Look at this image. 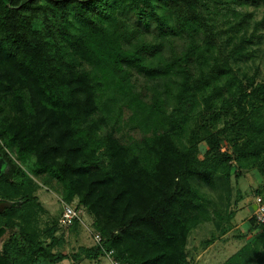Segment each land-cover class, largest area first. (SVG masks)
I'll list each match as a JSON object with an SVG mask.
<instances>
[{"label": "trees", "instance_id": "16d2710c", "mask_svg": "<svg viewBox=\"0 0 264 264\" xmlns=\"http://www.w3.org/2000/svg\"><path fill=\"white\" fill-rule=\"evenodd\" d=\"M40 1L43 3L36 4ZM250 2L264 4V0ZM113 4L121 13L136 16L141 22L151 18L162 33L172 29L156 12V4L179 8L182 24L197 23L198 0H114ZM69 8L82 26L77 44L83 45L98 60L113 68L133 67L142 76L157 82L169 74L165 67L148 65L147 46L138 45L124 51L100 28L104 13L102 0H0V93L7 91L2 83L24 87L32 121L28 131L9 122L0 107L3 141L0 151L8 163V170L0 175V190H5L0 198L11 203L0 213V220L5 218L2 224L0 221V238L6 226L13 229L1 244L0 264H58L65 259L75 264L84 259L97 260L110 251L120 264H188L187 255L178 244L179 238L187 237L185 215L194 196L186 180L195 179L210 188L226 182L227 162L232 157L220 152L219 135L259 133L255 142L233 144L232 155L237 161L264 155V124L248 121L251 117L246 109L249 105L254 112L255 105L264 106V83L243 91L234 87L227 72L216 64L209 74L194 80L191 56L186 54L174 60L170 67L177 80L168 115L170 136L176 134V115L196 93L218 78L226 81L217 95L234 88L227 102L236 112L233 121L205 138L207 151L201 160L197 158L195 143L188 149L173 145L180 164L172 178L155 173L146 175L145 181L132 172L112 132L96 139L98 122L94 120L97 103L93 82L74 69L63 68L42 35L19 18L22 12L61 14ZM157 85L161 86L159 82ZM210 98L212 95L204 100L206 109L210 107ZM15 99L21 107L20 96L16 95ZM5 149H15L19 161L24 154L33 152L35 161L26 171L6 155ZM29 175L50 176L63 186V198L67 202L77 197L76 204L96 216L95 226L101 238L98 246H80L70 254L55 253L52 249L59 243L54 236L55 228L50 229V241L45 244L36 240L31 229H23L14 221L20 218L23 222L20 224H25L24 216L29 218L35 207V197L26 191ZM254 228L258 231L251 245L244 247L240 255L244 264H264V225Z\"/></svg>", "mask_w": 264, "mask_h": 264}, {"label": "rangeland", "instance_id": "374dc122", "mask_svg": "<svg viewBox=\"0 0 264 264\" xmlns=\"http://www.w3.org/2000/svg\"><path fill=\"white\" fill-rule=\"evenodd\" d=\"M113 2L102 0L104 13L100 28L124 51L138 45L147 46L148 65H159L169 72L166 78L158 81L161 86L133 67L121 65L113 68L85 51L83 45L77 44L82 26L71 8L61 14L37 11L33 15L27 11L20 13L19 18L32 31L42 35L49 51L63 68L74 69L93 82L97 103L94 120L98 122L96 139L112 132L123 148L132 172L145 181L146 175L155 173L172 178L180 164L172 146L188 149L195 143L197 158L201 160L207 151L205 138L233 121L236 108L227 102L233 87L217 95L226 81L218 78L211 81L208 88L204 86L196 93L195 98L176 115V134L170 136L168 115L177 80L170 64L187 54L192 59L190 68L194 80L209 74L216 64L227 72L233 86L243 91L264 83V4H253L250 0H198L195 10L197 23L193 26L182 24L179 8L156 4V12L172 29L162 33L156 29L151 18L141 22L136 16L121 13ZM2 86H7V91L0 93L3 114L9 122L29 131L32 121L27 91L19 84L2 83ZM16 95L22 100L21 107L15 99ZM211 95L210 107L206 109L204 100ZM246 109L251 117L248 121L264 124L263 105H255L254 112L249 105ZM259 137V133L243 132L219 135L220 152L232 157L227 162L229 175L220 187L210 188L198 180H186L194 196L185 215L188 234L185 239L179 238L178 244L187 255L188 264H244L241 252L251 245L258 231L254 227L261 226L254 218V199L261 197L264 201V155L237 161L232 155V146L235 143L250 144ZM30 139H34L33 134ZM0 143L3 144L2 139ZM5 152L26 171L35 161L33 152L24 154L21 161L17 159L15 149H5ZM7 170L8 167L5 172ZM28 178L26 191L35 197V207L29 218L24 216L27 220L25 224H20L23 223L20 218L14 221L26 230L31 229L36 240L45 244L50 241V229L55 228L54 236L59 242L52 249L55 253L70 254L80 246H98L93 240L94 235L99 234L95 226L97 218L89 210H84L83 219L75 228L59 225L62 204H76L77 197L67 202L63 198V186L48 175H29ZM3 191L1 189L0 193ZM0 203L10 202L0 198ZM9 207H4L0 213ZM0 221L2 224L5 218ZM5 228L0 248L1 242L13 230L8 226ZM116 262L120 264L111 251L110 255L105 252L97 260L84 259L75 264ZM58 264L74 262L65 259Z\"/></svg>", "mask_w": 264, "mask_h": 264}, {"label": "built area", "instance_id": "2783aa9c", "mask_svg": "<svg viewBox=\"0 0 264 264\" xmlns=\"http://www.w3.org/2000/svg\"><path fill=\"white\" fill-rule=\"evenodd\" d=\"M254 206H255V210H254L255 221L258 224L263 225L264 224V203L261 197H257L254 199ZM84 214H85L84 209L82 207H79L77 204L63 203L62 212L59 218V225L65 228L72 227L74 224L81 223ZM93 240L96 244L99 245L101 241L99 234H95ZM110 254H111V251L108 252V255ZM115 264H118V263L116 262Z\"/></svg>", "mask_w": 264, "mask_h": 264}, {"label": "water", "instance_id": "95a60500", "mask_svg": "<svg viewBox=\"0 0 264 264\" xmlns=\"http://www.w3.org/2000/svg\"><path fill=\"white\" fill-rule=\"evenodd\" d=\"M8 167L7 161L4 159L2 152L0 151V175L5 172V169ZM11 206V203H0V211L3 210L4 207Z\"/></svg>", "mask_w": 264, "mask_h": 264}, {"label": "flooded vegetation", "instance_id": "af4514ba", "mask_svg": "<svg viewBox=\"0 0 264 264\" xmlns=\"http://www.w3.org/2000/svg\"><path fill=\"white\" fill-rule=\"evenodd\" d=\"M2 243V242H1Z\"/></svg>", "mask_w": 264, "mask_h": 264}]
</instances>
